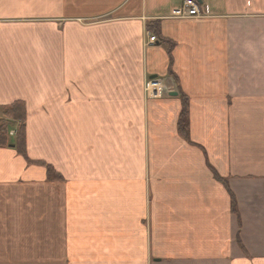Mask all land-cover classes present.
Wrapping results in <instances>:
<instances>
[{
  "label": "crops",
  "instance_id": "crops-1",
  "mask_svg": "<svg viewBox=\"0 0 264 264\" xmlns=\"http://www.w3.org/2000/svg\"><path fill=\"white\" fill-rule=\"evenodd\" d=\"M185 1L0 0V264H264V0Z\"/></svg>",
  "mask_w": 264,
  "mask_h": 264
},
{
  "label": "trees",
  "instance_id": "trees-1",
  "mask_svg": "<svg viewBox=\"0 0 264 264\" xmlns=\"http://www.w3.org/2000/svg\"><path fill=\"white\" fill-rule=\"evenodd\" d=\"M183 100V110L181 112L180 120H179V132L180 134L187 139H189V100L182 96ZM10 121H17V134L15 138V146L20 154L27 158L26 154V111L25 107L22 103H15L9 107H7L4 111V117L0 119V147H6L10 142ZM30 161V160H29ZM33 162L34 161H30ZM42 163V162H36ZM44 164V163H42ZM48 171V177L50 179H58L60 176L55 172L54 168L50 165H46ZM212 171L215 177L218 180H222L226 186H228L227 180L221 178L217 172L212 168ZM233 209L236 211L235 207V199L233 197ZM237 212V211H236Z\"/></svg>",
  "mask_w": 264,
  "mask_h": 264
},
{
  "label": "built area",
  "instance_id": "built-area-1",
  "mask_svg": "<svg viewBox=\"0 0 264 264\" xmlns=\"http://www.w3.org/2000/svg\"><path fill=\"white\" fill-rule=\"evenodd\" d=\"M177 16L183 18L199 17L200 13L195 0H187L181 9L174 12ZM154 36H150V42L155 41ZM164 83L160 79H150L145 84V91L148 97L153 98L161 95L164 92Z\"/></svg>",
  "mask_w": 264,
  "mask_h": 264
},
{
  "label": "water",
  "instance_id": "water-1",
  "mask_svg": "<svg viewBox=\"0 0 264 264\" xmlns=\"http://www.w3.org/2000/svg\"><path fill=\"white\" fill-rule=\"evenodd\" d=\"M175 95H176V93H175Z\"/></svg>",
  "mask_w": 264,
  "mask_h": 264
}]
</instances>
